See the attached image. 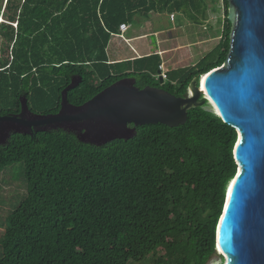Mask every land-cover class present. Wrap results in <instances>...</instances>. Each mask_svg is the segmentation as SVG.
<instances>
[{"label": "trees", "instance_id": "trees-1", "mask_svg": "<svg viewBox=\"0 0 264 264\" xmlns=\"http://www.w3.org/2000/svg\"><path fill=\"white\" fill-rule=\"evenodd\" d=\"M222 1L216 47L179 83L159 84V64L150 72L108 64L111 34L149 12L197 21L203 0H6L3 18L17 29L0 25L8 53L14 43L12 61L0 60V117L20 114L23 102L32 115H55L63 94L79 107L124 79L181 98L229 52ZM73 78L79 82L67 89ZM235 143V130L204 106L188 110L183 126L143 125L100 146L60 129L10 132L0 144V172L21 163L26 196L7 218L0 264H208L237 170Z\"/></svg>", "mask_w": 264, "mask_h": 264}, {"label": "water", "instance_id": "water-1", "mask_svg": "<svg viewBox=\"0 0 264 264\" xmlns=\"http://www.w3.org/2000/svg\"><path fill=\"white\" fill-rule=\"evenodd\" d=\"M227 1L231 34L223 65L194 78L181 98L161 88L137 89L124 79L79 107L69 106L63 94L58 114L25 120L28 109L23 105L19 116H1L0 123L24 128L16 130L26 134L60 124L90 126L104 140L94 144L100 146L130 138L143 125L183 126L188 110L211 103L212 113L236 132L237 167L216 225L214 254L224 264H264V0ZM66 107L72 113H63Z\"/></svg>", "mask_w": 264, "mask_h": 264}, {"label": "crops", "instance_id": "crops-1", "mask_svg": "<svg viewBox=\"0 0 264 264\" xmlns=\"http://www.w3.org/2000/svg\"><path fill=\"white\" fill-rule=\"evenodd\" d=\"M5 3L6 0H3L2 8H0V16L2 17L4 15ZM176 13L180 12H149L145 15L137 14L134 15L130 23H122L128 25V30L121 33L118 28V34H111L107 46L108 55L112 58L107 57L108 64L128 62L131 64L129 68L130 71L147 68L148 72L151 71L150 66L159 64V66L162 65L166 69L168 76L166 81L179 83L187 70L193 68L216 47L214 46L211 48L209 50L210 52H207L208 54L204 53L202 50H200L201 53L199 55L197 53L198 48L205 45L208 41L213 39L220 40L223 32L224 18L221 29L216 32V34H220V36H211L200 41H192L198 38L197 33L194 32L190 24L185 25V20L188 21L190 18H193L195 14L191 16L182 13V26L175 28L170 25L169 28H165V15L168 16L169 22L173 24L176 20ZM171 16H173V18H171ZM198 17L199 16H196L197 21H194V26L199 25ZM162 26L164 28H162ZM204 32L199 33V35ZM186 33H192L190 35L191 38H188L189 36H186ZM162 44L166 45L165 49L161 48ZM169 45H172V47H169ZM180 48L184 49L186 54L178 61V65L175 67L176 65L173 58ZM192 48H194V50ZM173 51L175 55H170L165 59L164 63H161V57L165 54L169 55ZM154 77L157 79V75H154Z\"/></svg>", "mask_w": 264, "mask_h": 264}, {"label": "rangeland", "instance_id": "rangeland-1", "mask_svg": "<svg viewBox=\"0 0 264 264\" xmlns=\"http://www.w3.org/2000/svg\"><path fill=\"white\" fill-rule=\"evenodd\" d=\"M2 4H3V0H0V8H2ZM203 5H204V11L202 12L201 16L198 17L199 25L194 26V18H190L188 20L189 22L185 20V25L190 24L191 27L194 29V32L197 33L198 38H195L192 41H200V40H203L204 38H208L211 36H217V35L220 36V34H216V32L221 29L222 21L225 16V12L223 8V5H224L223 1L222 0H203ZM181 15H183L182 12L175 14L176 20L173 24L169 22L168 16L165 15V19H166L165 28L167 27L169 28L170 25L175 28L182 26L183 18ZM162 28L164 27L162 26ZM201 32H204V33L199 35V33ZM191 34L186 33V36H189L188 38H191L190 36ZM217 43H218L217 39L208 41L207 43H205V45H202L201 47L198 48L197 50L198 55L201 53L200 50L208 54L210 52L209 50L213 48L214 46H216ZM170 46L172 47V45H169V47ZM161 48L165 49L166 45L162 44ZM192 49L194 50V48ZM173 52H171L169 55L165 54L164 56H162L161 63H164L165 59L169 57L170 55L174 56L175 52L174 53ZM105 53L108 58H112L110 55H108V46H107V49L105 50ZM184 54H186V51L180 48L178 50V53L173 58V60L175 61V65H176L175 67H177L178 61L184 57ZM7 57H8V51L6 48V44H4L3 39H2V44L0 45V60H4ZM150 69L151 71H153L154 65L150 66ZM154 71H155V75H157V70H154ZM78 82H79L78 78H73L72 85H75ZM167 82L168 81L166 80L164 81L165 84ZM23 101L24 100L22 99V102ZM23 105H24V102H23ZM204 109L212 112L211 107L209 105H205ZM62 112L66 114L72 113L71 108L69 107H66L65 109H63ZM24 117L26 119L33 118L32 114H29L27 112L24 113ZM0 128L6 130V132L3 131V135H0V144H4L7 138V134L10 132L17 131L16 129H19L21 131H27L24 128H17L15 126L11 127L5 123H1ZM48 129H60L63 131L71 132L75 134L76 137L81 142L90 143L93 145L97 143H102L104 141L92 131L90 126L89 128H87L85 125L60 124L55 127H48ZM25 196H26V182L24 179L23 165L21 163H16V164H13L12 166L4 168L0 172V245L3 240L4 230L7 226V218L13 212V210L19 205V203L23 200ZM0 257H1V249H0ZM223 261L224 260L222 259V257L213 256L209 260L208 264H222Z\"/></svg>", "mask_w": 264, "mask_h": 264}, {"label": "built area", "instance_id": "built-area-1", "mask_svg": "<svg viewBox=\"0 0 264 264\" xmlns=\"http://www.w3.org/2000/svg\"><path fill=\"white\" fill-rule=\"evenodd\" d=\"M171 18H173V16H171ZM1 24H8V25H11L15 30L17 29V22L16 23H8V22H6L5 20H4V18L2 17V16H0V25ZM128 30V25H126V24H121L120 26H119V31L121 32V33H124V32H126ZM120 36H122V35H120ZM2 44V37H1V35H0V45ZM13 44L14 43H12L11 44V46H10V48H9V54H8V56H10L9 57V60L10 61H12V48H13ZM158 71H159V75L157 76V77H160L161 79H162V81L164 80H167V78H168V76H167V72H166V69L161 65V66H159L158 67Z\"/></svg>", "mask_w": 264, "mask_h": 264}, {"label": "flooded vegetation", "instance_id": "flooded-vegetation-1", "mask_svg": "<svg viewBox=\"0 0 264 264\" xmlns=\"http://www.w3.org/2000/svg\"><path fill=\"white\" fill-rule=\"evenodd\" d=\"M21 112H22V108H21L20 114H21ZM26 112L30 114V111H29V112L26 111ZM24 113H25V112H24ZM24 113H23L22 118H24L25 120H29V119H26V118L24 117ZM20 114H18V115H12V116H19ZM0 124H1V123H0ZM5 124H7V125H9V126H11V127H14V126H13L14 124H11V123H5ZM15 127H16V126H15ZM131 130H133V127L129 126V130H128V132H129V131L131 132ZM3 131L6 132L5 129L0 128V135H3ZM7 131H8V129H7ZM8 134H9V133H8ZM8 134H7V135H8Z\"/></svg>", "mask_w": 264, "mask_h": 264}, {"label": "bare ground", "instance_id": "bare-ground-1", "mask_svg": "<svg viewBox=\"0 0 264 264\" xmlns=\"http://www.w3.org/2000/svg\"><path fill=\"white\" fill-rule=\"evenodd\" d=\"M199 77V76H198ZM210 106L212 107V104L210 103ZM213 108V107H212ZM212 110V109H211ZM213 111H214V109H213ZM224 262V261H223ZM222 264H224V263H222Z\"/></svg>", "mask_w": 264, "mask_h": 264}, {"label": "snow or ice", "instance_id": "snow-or-ice-1", "mask_svg": "<svg viewBox=\"0 0 264 264\" xmlns=\"http://www.w3.org/2000/svg\"><path fill=\"white\" fill-rule=\"evenodd\" d=\"M229 192L231 193V188H229Z\"/></svg>", "mask_w": 264, "mask_h": 264}]
</instances>
